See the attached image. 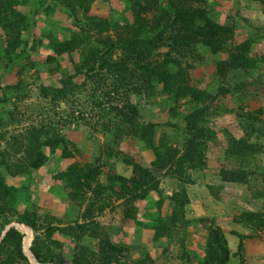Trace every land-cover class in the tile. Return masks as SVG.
<instances>
[{
  "label": "rangeland",
  "instance_id": "1",
  "mask_svg": "<svg viewBox=\"0 0 264 264\" xmlns=\"http://www.w3.org/2000/svg\"><path fill=\"white\" fill-rule=\"evenodd\" d=\"M40 1L18 0L15 6L27 15L21 35L28 40L25 49L21 43L7 55L12 32L0 29V173L16 197L13 210L5 213L9 222L4 226L0 216V236L7 225L15 227L26 256L8 243L0 253V264H202L213 229L221 231L229 249L224 264H264V227L243 222L264 206V185L258 174L264 166V0H206L203 6L211 19L232 29L225 50L211 53L194 43L171 53L184 69L179 84L209 96L202 104L195 105L188 97L174 102L157 79L152 80L150 93L142 90L130 96L139 124H155V144L180 152L189 138L186 115L208 106L205 126L215 136L206 141L203 164L184 168L181 176L173 165L153 169L154 155L147 146L131 134L119 140L112 130L117 119L109 111L120 109L124 99L118 94L109 103L102 93L110 90L114 75L106 67L95 69L98 75L87 68L76 70L90 44L97 45L101 38L116 40L128 30L132 20L128 1L94 0L87 15L108 19L109 28L89 32V42L62 56L54 54L50 37L65 39L72 31L80 32L85 14L82 10L71 14L53 0ZM197 5L193 2L192 7ZM245 40L250 41L248 57L254 67L231 70L222 79L217 62ZM165 53L164 48L156 49L151 61L163 62ZM121 56V49H116L111 59ZM69 79L73 85H66L67 93L54 98ZM227 88L229 92H224ZM38 132L42 133L38 150L45 159L34 168L28 148L29 139ZM231 136L247 140L255 152L227 157L225 147ZM55 137L59 140L54 145L45 143ZM127 159L155 175L154 188L136 201H130L132 195H119L118 183L114 194L107 188L108 176H131ZM73 164L100 170L91 188L76 197L62 178ZM224 170L244 171L245 180H225ZM174 197L188 201L180 207ZM21 215L33 220L34 226L19 221ZM161 223L166 234L155 239L154 227ZM33 247L42 260H50L39 262Z\"/></svg>",
  "mask_w": 264,
  "mask_h": 264
},
{
  "label": "trees",
  "instance_id": "2",
  "mask_svg": "<svg viewBox=\"0 0 264 264\" xmlns=\"http://www.w3.org/2000/svg\"><path fill=\"white\" fill-rule=\"evenodd\" d=\"M65 6L71 14H76L77 10H82L85 14V26L81 31H72L71 36L65 39L50 37L49 45L56 56H62L65 53H71L82 42H89V32L107 30L110 26L108 19L98 18L87 15L90 4L94 0H53ZM132 10V20L128 25V30L122 32L116 40L98 39L97 45L90 44L86 52L77 65L76 70L81 72L84 68L87 71L96 73L98 70L107 68L112 78L111 88L102 93L109 103L115 95L122 94L124 99L122 107L115 109L111 107L109 113H114L117 122L111 127L118 132L120 140L122 136L133 135L138 138L153 153V169H162L168 165L175 166L179 176L184 173V168H195L203 164V156L206 148V141L213 140L215 134L205 126V116L208 113V106L202 105L195 108L186 115V127L189 138L183 150L168 147L167 144H155L154 142V123L139 124L138 109L130 101V96L134 93H140L145 90L150 93L153 89L152 80L157 79L163 84L164 93L171 94L174 102H178L183 97L190 98V102L195 105L202 104L209 97L200 90L186 87L179 82L184 77V69L181 63L172 57L171 53H176L183 46H190L194 43H201L206 46L211 53H218L225 50L226 41L232 35V29L228 26L213 21L203 3L206 0H167L161 3L160 0H127ZM41 4L43 0L40 1ZM193 2L198 3L192 7ZM18 0H0V29L12 33L7 40L6 54H12L21 43L23 49L26 48L28 40H23L22 32L26 31L25 20L27 15L16 10ZM148 13L151 16H148ZM89 38V39H88ZM250 41L245 40L237 45L235 51H229L227 58L219 60L216 64V72L222 78H226L231 70L249 69L254 67V61L248 57ZM164 48L166 53L164 61L153 63L151 56L156 49ZM116 49H121L122 56L118 60H112V54ZM98 67L95 68V64ZM96 69V72H95ZM99 73H96L98 75ZM95 75L91 76L93 78ZM90 77V75H89ZM66 84L56 90L54 98L63 96L67 93V86L73 85L69 79ZM68 84V85H67ZM67 85V86H66ZM77 87V86H75ZM230 89H223L229 92ZM69 92V91H68ZM1 123V120H0ZM110 129V128H109ZM42 133H36L29 139L32 143L28 148V158L30 165L38 168L43 163L45 156L38 150L41 146ZM3 135L0 134V140ZM59 137L51 138L45 142L49 145L57 143ZM57 140V141H56ZM255 152V148L243 138L228 137L225 147L227 157L239 156ZM131 168V176L122 174L108 176V191L114 194V184L118 183L117 192L124 195H132L131 200L144 198L147 189L154 188L152 181L155 175L147 167L132 161L126 160ZM225 180L242 182L245 180L244 171H222ZM100 174L98 167L86 165L80 167L76 164L71 165L63 173V180L71 189L73 197L78 196L85 189L91 188ZM264 185V166L258 172ZM146 187V189H144ZM100 186L96 188L101 193ZM106 188V191H107ZM117 193V194H118ZM185 196V195H184ZM180 207L187 203V198L174 197ZM16 201L15 189L5 182V177L0 173V216L3 217L4 226L9 221L6 219V211L13 210ZM19 221L34 226L33 220L27 215H21ZM243 222H251L256 228L264 227V206L263 211L250 213ZM163 223L155 225V239L165 235ZM21 233L15 227H10L3 240L0 242V253L10 243L20 256L26 257L21 249ZM240 242L239 247L241 248ZM34 257L39 262H46L50 259H41L40 253L36 247L32 249ZM229 259V249L226 240L219 229L211 230L206 242L204 260L202 264H224ZM59 264H62L60 261Z\"/></svg>",
  "mask_w": 264,
  "mask_h": 264
},
{
  "label": "water",
  "instance_id": "3",
  "mask_svg": "<svg viewBox=\"0 0 264 264\" xmlns=\"http://www.w3.org/2000/svg\"><path fill=\"white\" fill-rule=\"evenodd\" d=\"M11 227V224L7 225L5 227V229L3 230L1 236H0V241L3 239L4 235L6 234V232L8 231V229ZM31 259L33 260V262H35V258L32 256V254H30Z\"/></svg>",
  "mask_w": 264,
  "mask_h": 264
},
{
  "label": "built area",
  "instance_id": "4",
  "mask_svg": "<svg viewBox=\"0 0 264 264\" xmlns=\"http://www.w3.org/2000/svg\"><path fill=\"white\" fill-rule=\"evenodd\" d=\"M24 248H25V250H26V247H25V245H24Z\"/></svg>",
  "mask_w": 264,
  "mask_h": 264
}]
</instances>
